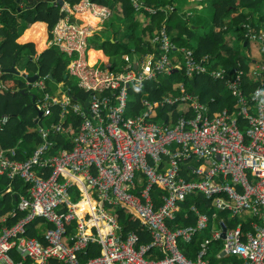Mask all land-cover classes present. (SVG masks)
<instances>
[{
	"label": "built area",
	"instance_id": "1",
	"mask_svg": "<svg viewBox=\"0 0 264 264\" xmlns=\"http://www.w3.org/2000/svg\"><path fill=\"white\" fill-rule=\"evenodd\" d=\"M131 1L138 11L155 12L144 0ZM62 9L70 17L64 15L54 25L51 44L70 56L67 70L88 96L84 102L76 101L59 83L58 92L46 91L37 104L44 116L50 114L48 105L58 103L61 117L69 111L81 117L75 135L70 136L60 119L37 126L40 141L25 159L10 157L15 155L13 148L0 147V175L21 178L27 186L15 194L17 207L26 213L0 226V264H53V259L60 264H211L212 241L218 238L222 239L218 256L236 255L241 259L238 264H264V58L255 60L252 72L257 85L250 93L244 88L242 68L236 66L225 80L235 97L232 108L210 112L180 82L177 94L169 93L159 101L144 97L145 111L131 114L127 112L129 87L143 89L146 82L174 67L191 77L207 69L209 57L197 59L191 49L178 46L164 16L151 38L156 52L140 64L135 62L136 66L128 61L123 70L114 71L103 67L106 61L89 62L87 37L94 29L71 17L76 11H89L102 20L108 8L79 0L64 2ZM244 27L247 36L261 41L264 49V30L256 33L250 23ZM176 50L182 53L178 62ZM213 74L225 77L223 70ZM32 86L44 89L46 83L38 77ZM163 103L181 112L174 116L168 110V119H151ZM6 121L3 115L0 122ZM51 133H63L71 146L53 150L56 142ZM139 172L141 181L136 179ZM155 189L162 191L156 198ZM198 194L209 199V206L200 211L190 205L196 222L168 225L181 208L179 202ZM83 197L90 205L81 212L77 205ZM120 207L149 230L148 243L138 244L132 230L122 233L115 214ZM219 210L257 216L259 221H252L249 230H243L240 222L225 225L221 237L222 227L214 225ZM36 217L52 224L43 230L44 243L25 234ZM71 222L72 232L67 227ZM205 228L209 233L194 255H186L180 242L190 241L193 232ZM92 243L100 246L99 254L81 261L78 254Z\"/></svg>",
	"mask_w": 264,
	"mask_h": 264
},
{
	"label": "trees",
	"instance_id": "2",
	"mask_svg": "<svg viewBox=\"0 0 264 264\" xmlns=\"http://www.w3.org/2000/svg\"><path fill=\"white\" fill-rule=\"evenodd\" d=\"M65 1L74 3L79 0H0V68L2 70L0 73V118L3 115L7 117L6 122H0V147L15 149V155L10 157L25 159L31 154L35 145L40 141L37 131L39 124L50 126L62 119L61 122L70 136L75 135L77 126L80 124L81 117L70 111L61 117L62 110L58 103L48 105L50 111L48 116L39 115L37 109V104L45 92L52 91L51 82L61 83L71 97L72 95L76 97V101H86L88 93L78 87L77 82L72 79L73 76L67 70L70 56L54 44H50L36 53L32 41L21 42L17 39L21 25L36 20L46 22L49 38H51V30L59 18L65 14L61 10L62 3ZM94 1L109 7V14L103 20L102 26L87 37L89 48H102L103 52L108 55L109 61L104 63L103 67H109L114 71L123 70L127 63L122 57L123 54H129L130 60L136 59L140 64L147 55L155 53L157 47L151 42V38L160 29L162 19L166 14L165 10L168 11L166 6L171 5L173 9L167 13L166 29L172 33L173 37L171 38L178 46L192 49L193 56L197 59L209 54L213 57L211 58L213 67L220 64L225 70L231 68V71L238 64L244 67L243 82L246 92L257 85L256 81L250 80L248 74L251 58L241 53V48L249 44V40L243 38L242 32L245 30L246 23H250L256 29L264 26V0H208L212 7L208 26H206L207 20L203 16L196 15V12H194V17H186V19L183 17L184 13L179 15L187 0H144L145 4L155 9L154 13H147L149 20L145 25H140L138 22L131 0ZM117 3H119L120 10L116 8ZM177 6H181V8H177ZM193 22L200 25L195 23L197 27H193ZM32 27L31 24L25 29L26 32L32 30ZM201 29H203L202 32H198ZM189 38H195V44L191 45L188 41ZM234 40H241L242 43L240 41L239 46H236ZM39 42L43 44L41 41ZM97 54L98 51L89 49V56L93 61ZM20 57H25L24 66L27 67L29 74L38 73L39 78L44 79L46 83L44 89L37 90L33 86L30 87L24 75L7 70L14 66ZM133 65L136 66L135 62ZM177 81H184L187 90L195 93L201 102L207 104L210 112L223 107L232 108L235 102V97L228 89L224 88L222 78H213L208 72H199L186 78L182 70L178 69L165 77L161 76V79L147 82L143 89L131 87L127 112L136 114L144 111L143 96L159 101L169 93L177 94L179 90L172 87V84ZM22 88L25 89V92H21ZM31 92L35 94L34 98H32ZM168 110H172L174 116L179 111L181 112V109L176 110L175 105L163 103L158 106V115L150 118L168 119L166 113ZM50 138L56 142L54 150L59 147L71 146L70 138L63 133H51ZM7 157H9V153H7ZM0 184L3 185V187L0 186V216L14 209L13 214H8L3 221L5 224H11L26 213V210L17 207L15 194L24 192L27 186L24 185L21 178H8L4 174L0 175ZM8 186L11 188L10 191L5 190ZM192 204L202 211L209 206V199L198 194L179 202L181 208L176 212L172 225H186L196 221V214L188 209ZM185 213L187 216L184 215ZM229 213L228 210L218 213L220 221H223L226 227L235 226L240 222L243 230H249L252 221H259L257 216L240 213L232 216ZM115 214L122 226L123 234L129 230L136 232L138 244H145L151 240L149 231L141 225L139 219L127 214L124 208H116ZM41 222L43 220L40 217L33 219L28 223L25 234L36 237L44 243L43 235L36 227V224ZM47 225L51 226L50 223ZM73 226L74 224H68L67 227L72 229ZM206 232L194 236L190 243H181V250L186 255L193 256ZM221 246V238L212 241V251L209 255L211 264L240 263L241 259L236 255L218 256L217 251ZM99 252L100 246L92 243L81 251L78 257L81 261H85L88 257L98 255ZM52 263L60 264L54 259Z\"/></svg>",
	"mask_w": 264,
	"mask_h": 264
},
{
	"label": "crops",
	"instance_id": "3",
	"mask_svg": "<svg viewBox=\"0 0 264 264\" xmlns=\"http://www.w3.org/2000/svg\"><path fill=\"white\" fill-rule=\"evenodd\" d=\"M92 2H95V3H98V4H100L99 2H96V1H94V0H91ZM66 3H69V2H67V1H65ZM132 2V1H131ZM74 3H76V2H74ZM62 4H64V3H62ZM70 4H73V3H70ZM204 4H208V5H210L209 3H208V0H206V1H204V0H187V2L182 6V10L179 12V15H183V13H184V15H183V17L186 19V17H194L193 15H194V12L196 11V15H200V16H203L206 20H207V18L205 17V15H203V14H201L200 12H199V10L198 9H200V8H202V5H204ZM103 5H106V4H103ZM117 6H116V8L118 9V10H120L119 9V3H117L116 4ZM132 6H133V4H132ZM211 6V5H210ZM108 7V6H107ZM134 7V6H133ZM109 8V7H108ZM211 9H212V7H211ZM61 10L62 11H64V15H68L69 17H70V15H69V13H68V11L66 10V9H62V6H61ZM136 10V13H135V15H136V18H137V20H138V22L140 23V25L141 24H143V25H145V24H147L148 23V20H149V16L147 15V12L146 13H144V12H141V11H138L137 9H135ZM198 11V12H197ZM63 15V16H64ZM63 16H61V17H63ZM94 15L93 14H91L89 11H76L74 14H73V16L71 15V17H73V18H75V19H77V20H80V21H82L83 23H87V24H89V25H91L92 27H93V29H94V32H96L101 26H102V22L103 21H101V20H97V21H95V22H92L91 20H90V18H92ZM60 17V18H61ZM95 17V16H94ZM59 18V19H60ZM197 18V17H196ZM212 19V18H211ZM194 24H193V27H197V25H195V23L196 22H193ZM33 25V27H32V30H30L28 33L26 32V28H28L30 25ZM34 24H36V25H34ZM196 24H199V23H196ZM200 25V24H199ZM198 25V26H199ZM22 27H21V31H20V33H19V36L17 37V39L19 40V41H21V42H28V41H32L33 43H34V46H35V49H36V47H37V49L39 48V49H42L43 48V46H48V45H50L51 44V39L49 38V31H48V28H47V24H46V22H44V21H41V20H36V21H34V22H31V23H27V24H22L21 25ZM252 26V25H251ZM253 28H254V30H255V32L256 33H259L260 31H263L264 30V26L263 27H261V28H259V29H256L254 26H252ZM36 29L38 30L37 32H36ZM198 32H200L201 33V31L199 30ZM242 34H243V38L244 39H246V40H249V44L247 45V46H244V47H242L241 48V53L242 54H245V55H247V57H249V58H251V61L249 62L250 64H249V78H250V80L251 81H253V72H252V70L254 69V66H255V60L256 59H263L264 58V49H263V47H262V42L260 41V42H258L257 41V39H254V38H252V37H250V36H247V34L245 33V30H244V32H242ZM171 35H172V33H171ZM38 36H41V37H43V38H38ZM195 38H189L188 39V41L190 42V44L191 45H193V44H195ZM39 41H41L43 44H41ZM241 40H234V43H235V45L236 46H239V42H240ZM47 43V44H46ZM241 43H242V41H241ZM36 44V45H35ZM254 45H256V49L254 48ZM42 47V48H41ZM36 50V53H39L41 50ZM89 49H92V50H95V51H98V54H97V56L95 57V59H94V61H96V60H100V61H103V62H107V61H109V57H108V55H106L104 52H103V50H102V48H89ZM102 55V56H101ZM174 55H175V57L178 59L176 62H178L179 60H181V57H182V53H181V51L180 50H176L175 52H174ZM88 56H89V50H88ZM138 56V55H137ZM204 56H206V55H204ZM203 56V57H204ZM207 56L209 57L208 58V62L206 63V65H207V69L205 70V71H200V72H208L213 78H222L223 80H224V88L225 89H227V87H226V84H225V80H227L229 77H230V75H231V68L230 69H228V70H225L224 69V67L222 66V65H220V64H218L216 67H213V60L211 59V58H213L212 56H210L209 54H207ZM122 57L128 62V61H130V62H137L136 61V59H135V61H134V59L133 60H130V57H129V54H123L122 55ZM127 59H126V58ZM247 57H245V59H248ZM253 61V62H252ZM24 62H25V57H20L19 58V60L15 63V67H16V69L19 71V73L20 74H24L25 73V75H29V71L27 70V67L26 66H24ZM252 62V63H251ZM20 64H23V67H20ZM138 64V63H137ZM238 67H240V68H242L243 69V71H244V75H245V70H244V67H241L239 64L237 65ZM216 70H223L224 72H225V77L223 76V77H216V76H214V74H213V72L214 71H216ZM1 72H2V70H1ZM0 72V73H1ZM196 73H199V72H195L194 74H196ZM193 74V75H194ZM25 75H24V77H25ZM192 75V76H193ZM191 76V77H192ZM185 77L186 78H190L189 76H186L185 75ZM25 80H26V77H25ZM26 82L29 84V86L30 87H32V83H29L27 80H26ZM180 82H183L184 83V85H185V88L187 89V85H186V83L184 82V81H177V82H175V83H173L172 84V87L173 88H177V90H179V83ZM59 84V83H58ZM58 84H55V83H52L51 82V86H50V88H52V91H50L51 93H55V92H58V90L57 91H54L55 90V88L56 87H58L59 88V86H58ZM243 84H244V82H243ZM54 85V86H53ZM35 88V87H34ZM37 89V88H36ZM252 89H254V88H252ZM252 89L250 90V91H248L249 93L252 91ZM37 90H41V89H37ZM187 91H189V90H187ZM191 92V91H190ZM32 93V92H31ZM192 94H194V95H196L195 93H193V92H191ZM35 95V94H34ZM48 116V115H47ZM1 124V123H0ZM46 125V124H45ZM38 131V130H37ZM54 150V149H53ZM0 186L1 187H3V185L2 184H0ZM161 193V189H157L155 192H153L152 193V196L154 197V198H156L159 194ZM15 199L17 200V198H16V195H15ZM17 202H18V200H17ZM188 209L189 210H191L194 214H196L195 213V211H193L192 209H191V207H188ZM14 212V209H11V210H9L6 214H3V215H1L0 216V226L2 225V223H3V221L6 219H4V220H2V217H6L8 214L9 215H11L12 213ZM177 212V211H176ZM176 214V213H175ZM185 216H187V214L185 213L184 214ZM197 217V216H196ZM175 218V217H174ZM173 218V219H174ZM172 219V220H173ZM172 220H169L168 221V225H170L171 227H175V226H179V225H185V224H176V225H172L173 223H172ZM196 222V221H195ZM194 222V223H195ZM221 222L222 221H220V218H219V216H218V218L216 219V222H215V226L217 225H220L221 224ZM194 223H191V224H194ZM5 224V223H4ZM70 224H74V222H71ZM52 225V224H51ZM121 225V224H120ZM186 225H189V224H186ZM47 223H41V224H39L38 226H36V227H38V229L41 231V233H42V235H43V230H45V228H47ZM122 227V226H121ZM148 230V229H147ZM69 231L70 232H72V231H74V226H73V228L72 229H69ZM149 231V230H148ZM150 233V232H149ZM208 233H209V231H207L206 232V234H205V236L206 235H208ZM150 236H151V234H150ZM193 240V237L190 239V241H181L180 242V245H181V243H190L191 241ZM200 244V243H199ZM156 254H158V251H154ZM158 255H162V254H158ZM220 262V261H219ZM218 262V263H219Z\"/></svg>",
	"mask_w": 264,
	"mask_h": 264
},
{
	"label": "bare ground",
	"instance_id": "4",
	"mask_svg": "<svg viewBox=\"0 0 264 264\" xmlns=\"http://www.w3.org/2000/svg\"><path fill=\"white\" fill-rule=\"evenodd\" d=\"M90 20L92 21V22H95V21H97L98 20V18L97 17H92V18H90ZM89 62H93V60L90 58V56H89ZM147 83V82H146ZM148 83H149V81H148ZM131 87H129L128 88V94H129V89H130ZM136 89V88H135ZM145 98H147V97H145ZM129 99H130V95H129ZM148 99V98H147ZM148 100H151V99H148ZM129 101V100H128ZM152 101V100H151ZM142 104H143V106H144V111H145V109H146V106L144 105V103H143V100H142ZM142 177H143V173H141V172H139L138 174H137V176H136V179L138 180V181H141V179H142ZM89 205H90V203L88 202V200L86 199V197H83L79 202H78V210L79 211H83V210H86V209H88L89 208ZM200 210V209H199ZM220 211H224V210H219L218 211V213L220 212ZM230 214V213H229ZM239 214V213H238ZM231 215V214H230ZM232 216H236V215H232ZM217 218H218V215H217ZM256 221V220H255ZM222 225H224V222L222 221L221 222V224H220V226L222 227ZM206 231H209V228H205V229H202V230H196L195 232H193L192 234H193V237L194 236H196V235H198V234H201V233H203V232H206ZM221 256H229V255H221Z\"/></svg>",
	"mask_w": 264,
	"mask_h": 264
},
{
	"label": "rangeland",
	"instance_id": "5",
	"mask_svg": "<svg viewBox=\"0 0 264 264\" xmlns=\"http://www.w3.org/2000/svg\"><path fill=\"white\" fill-rule=\"evenodd\" d=\"M181 8V6H177V8ZM163 8V7H162ZM166 9H168V10H171V9H173V6H171V5H167L166 6ZM199 10V12L201 13V14H203V15H205V17L207 18V22H206V26H208L209 25V22H210V16H211V12H212V9H211V6L210 5H208V4H204V5H202V8H200V9H198ZM167 11V10H166ZM196 12V11H195ZM198 12V11H197ZM36 25V24H35ZM202 30L203 29H201L200 31L202 32ZM38 30L36 29V32H37ZM38 38H43V37H41V36H38ZM47 44V43H46ZM36 45V44H35ZM47 46H43V48L42 49H44V48H46ZM254 48L256 49V45H254ZM39 49V48H38ZM37 49V47H36V50H38ZM42 49H39V50H42ZM102 56V55H101ZM99 63H101V61L99 60L98 61ZM20 67H23V64H20ZM161 76L162 77H165L166 75L165 74H162V75H160L158 78L159 79H161ZM72 79H74L75 81H76V78L75 77H72ZM54 86V85H53ZM59 88L58 87H56L55 88V90L54 91H57ZM143 98H144V96H143ZM142 98V99H143ZM216 222V221H215Z\"/></svg>",
	"mask_w": 264,
	"mask_h": 264
},
{
	"label": "water",
	"instance_id": "6",
	"mask_svg": "<svg viewBox=\"0 0 264 264\" xmlns=\"http://www.w3.org/2000/svg\"><path fill=\"white\" fill-rule=\"evenodd\" d=\"M134 60H135V59H134ZM7 70L12 71V72L19 73V71L16 69L15 65L9 67ZM19 74H20V73H19ZM21 75H25V73H24V74H21ZM25 77H26V80H27L29 83H33L34 81H36V80L38 79L39 75H38V73H33V74L25 75ZM21 92H25V89L22 88V89H21ZM34 96H35L34 93H32V98H34ZM72 98H73L74 100L76 99V97H75L74 95H72ZM41 113H42V112L39 111V115H41ZM225 229H226L225 225H222V229H221V233H220L221 237H224V235H225Z\"/></svg>",
	"mask_w": 264,
	"mask_h": 264
},
{
	"label": "clouds",
	"instance_id": "7",
	"mask_svg": "<svg viewBox=\"0 0 264 264\" xmlns=\"http://www.w3.org/2000/svg\"><path fill=\"white\" fill-rule=\"evenodd\" d=\"M101 5H103L102 3H100ZM103 6H105L106 8H108L106 5H103ZM108 10H109V8H108ZM166 11V10H165ZM168 11H170V10H168ZM168 11H166V14H165V16H166V19H167V13H168ZM96 17V16H95ZM106 18V17H105ZM104 18V19H105ZM104 19H102L101 21H103ZM80 21V20H79ZM82 22V21H81ZM167 24H168V22H166ZM94 33V32H93ZM173 37V36H172ZM258 42H260L259 40H257ZM180 47H184V46H180ZM188 49H190V48H188ZM192 50V49H191ZM193 53V52H192ZM135 65H136V63H135ZM178 69H180V68H178V67H174L173 69H172V71H174V70H178ZM182 70V69H181ZM172 71H170L169 73H163V74H165V75H169Z\"/></svg>",
	"mask_w": 264,
	"mask_h": 264
}]
</instances>
